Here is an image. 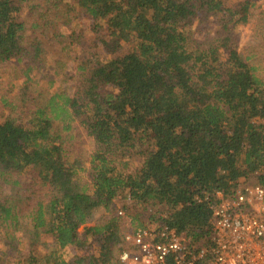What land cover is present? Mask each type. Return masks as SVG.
<instances>
[{
	"label": "trees",
	"instance_id": "trees-1",
	"mask_svg": "<svg viewBox=\"0 0 264 264\" xmlns=\"http://www.w3.org/2000/svg\"><path fill=\"white\" fill-rule=\"evenodd\" d=\"M71 8L92 22L99 51L69 74ZM257 9L256 0H0V68L22 79L0 88V264H121L118 212L129 205L137 226L139 207L209 246L213 196L231 198L242 179L264 187V68L232 37ZM78 121L95 143L89 160ZM25 230L45 254L20 250ZM91 239L98 257L62 258Z\"/></svg>",
	"mask_w": 264,
	"mask_h": 264
},
{
	"label": "built area",
	"instance_id": "built-area-1",
	"mask_svg": "<svg viewBox=\"0 0 264 264\" xmlns=\"http://www.w3.org/2000/svg\"><path fill=\"white\" fill-rule=\"evenodd\" d=\"M212 223L209 246L188 239L163 222L156 229L132 226L133 217L120 210L127 229L121 264H264V187L245 183L226 199L217 192L209 201ZM70 246L62 250L64 257ZM68 259V258H67Z\"/></svg>",
	"mask_w": 264,
	"mask_h": 264
},
{
	"label": "rangeland",
	"instance_id": "rangeland-1",
	"mask_svg": "<svg viewBox=\"0 0 264 264\" xmlns=\"http://www.w3.org/2000/svg\"><path fill=\"white\" fill-rule=\"evenodd\" d=\"M262 0H256V4L258 6L257 10L252 11V17L249 19L248 23L242 24L239 23L238 25L235 26V28L232 30V37L234 40L237 41L238 46H239V50L243 51V54L245 56H250L252 59H255L253 62L256 66H260L262 69L264 68V31H263V26L259 27L261 21L259 19L260 18V10L259 7L262 5ZM71 14L73 16V18L75 19V25L74 29L73 26L71 28V32H68V39L69 41H72V53H73V59L72 60H68L67 63H69V74H72V72L74 71V67L75 65H73L72 63L77 64L79 60H83L84 62H92L96 59L95 54H97V52L99 51L97 49V46L95 45L94 41H93V35L91 32V26H92V22L85 17L84 15H82L80 12H78L77 8H71ZM24 16H26V14L24 13ZM71 16V17H72ZM217 28H219V25L216 24V22L214 21L211 25H207V30L210 29L211 32H215L217 30ZM72 32L75 34L74 39H73V34ZM194 32V29H193ZM96 47V48H95ZM53 50L55 53H57L58 55V59L59 61H65V57L61 56L58 52V47L55 45V43H53L50 47V50ZM127 51V46H125L124 44L121 47L120 52L123 54ZM15 66L17 65L16 62H12ZM11 63V64H12ZM7 64H3L2 66H5ZM18 66V65H17ZM9 76L6 73H4L1 68H0V88L2 89H7L9 91H14L15 89L13 88L16 84H19L22 79L16 80V81H11ZM74 75L71 76V78H73ZM51 79V78H50ZM71 80V79H70ZM68 86L71 88V86L73 85L72 80L67 82ZM44 84L46 86L51 85V81L46 79ZM55 87H53L54 89ZM0 89V90H2ZM4 91V90H2ZM108 92V91H107ZM262 125V124H261ZM76 127L78 129V131L81 132V136L80 138L82 139L80 144H79V149L81 150L82 154L85 155L86 158H88V160L90 159V156L93 154L94 152V148H95V143L93 138L90 136L87 128L81 123V122H77ZM141 159L137 160V161H133L131 163V167H129L130 169L134 168L137 169L141 166ZM87 166H89V164H87ZM36 169L34 168H29L26 172L23 178H25L24 180H26V182H31L35 177H36ZM86 179H89V175L86 174ZM247 179H242L240 181V185H243L245 183H250L251 182ZM128 203H134V202H130L128 200ZM122 205H120L118 202L115 204L114 206V210L120 208L121 209ZM136 206H132L129 205L126 209L124 210L126 212H129L130 215H132L134 213V211H136ZM142 208L137 209L138 213H141V226H137L138 225V220L135 219V217H133L132 215V219L134 220L132 226H135L136 228L139 227H148L150 229H156L158 226L162 227L165 226L163 224L162 221H155L152 219L147 218L146 214L142 213ZM144 212V211H143ZM155 212V210L152 211V213ZM150 213V214H152ZM128 214V213H127ZM128 214V215H129ZM125 225V224H124ZM125 230L127 231V229H131L128 226H124ZM81 227L79 230L82 231ZM37 238L38 235L30 230H25L22 234H21V243L19 244V248L20 250H36L37 252L41 253V254H45L47 252V250H45V248L43 246H40L37 244ZM50 240H47L46 242H49ZM3 243H2V239L0 238V247H2ZM67 247V246H66ZM71 250V249H70ZM99 250H100V241L99 239H91L88 242V247L85 249H77L75 251H69V257L70 258H76V257H83V256H87V255H96V257H98L99 254ZM63 256V254H62ZM69 257H62L65 260H70ZM68 258V259H67Z\"/></svg>",
	"mask_w": 264,
	"mask_h": 264
}]
</instances>
